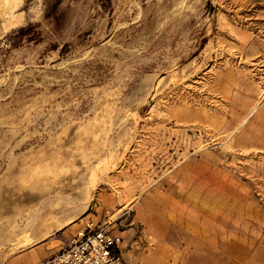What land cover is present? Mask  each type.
I'll use <instances>...</instances> for the list:
<instances>
[{"label":"rangeland","instance_id":"374dc122","mask_svg":"<svg viewBox=\"0 0 264 264\" xmlns=\"http://www.w3.org/2000/svg\"><path fill=\"white\" fill-rule=\"evenodd\" d=\"M90 229L264 264V0H0V264Z\"/></svg>","mask_w":264,"mask_h":264},{"label":"built area","instance_id":"2783aa9c","mask_svg":"<svg viewBox=\"0 0 264 264\" xmlns=\"http://www.w3.org/2000/svg\"><path fill=\"white\" fill-rule=\"evenodd\" d=\"M41 264H129L123 256L121 237L105 229L80 232Z\"/></svg>","mask_w":264,"mask_h":264},{"label":"crops","instance_id":"0c3cea01","mask_svg":"<svg viewBox=\"0 0 264 264\" xmlns=\"http://www.w3.org/2000/svg\"><path fill=\"white\" fill-rule=\"evenodd\" d=\"M61 243L46 242L34 248L32 252L24 256L21 264H41L53 256L61 248Z\"/></svg>","mask_w":264,"mask_h":264},{"label":"trees","instance_id":"16d2710c","mask_svg":"<svg viewBox=\"0 0 264 264\" xmlns=\"http://www.w3.org/2000/svg\"><path fill=\"white\" fill-rule=\"evenodd\" d=\"M31 27H32V25H31V24H28V25H26V26H22V27H20L19 29H17V30L14 31V32L23 33V32H25V31L29 30Z\"/></svg>","mask_w":264,"mask_h":264}]
</instances>
